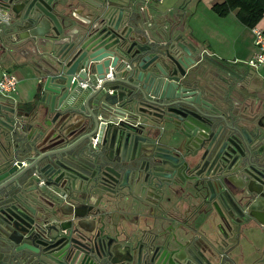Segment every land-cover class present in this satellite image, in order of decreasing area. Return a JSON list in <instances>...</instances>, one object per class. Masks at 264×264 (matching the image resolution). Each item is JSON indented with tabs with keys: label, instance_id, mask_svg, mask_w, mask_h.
Returning a JSON list of instances; mask_svg holds the SVG:
<instances>
[{
	"label": "water",
	"instance_id": "obj_1",
	"mask_svg": "<svg viewBox=\"0 0 264 264\" xmlns=\"http://www.w3.org/2000/svg\"><path fill=\"white\" fill-rule=\"evenodd\" d=\"M86 1L95 11L66 32L55 11L65 0H0V43L11 33L53 43L32 120L0 100V264H190L177 255L183 239L155 223L168 221L166 192L189 174L206 198L236 171L245 208L264 209V136L234 103V72L219 64L218 75L133 11ZM163 124L170 143L159 146Z\"/></svg>",
	"mask_w": 264,
	"mask_h": 264
},
{
	"label": "crops",
	"instance_id": "obj_2",
	"mask_svg": "<svg viewBox=\"0 0 264 264\" xmlns=\"http://www.w3.org/2000/svg\"><path fill=\"white\" fill-rule=\"evenodd\" d=\"M97 1L111 6L115 12L120 8L125 14L133 11L144 26L171 31L173 36L192 44L197 53H202V57L209 59L210 68L218 70V75L224 78L228 75L227 71L217 68L219 64L234 72L239 77V92L234 93V103L241 113L254 119V122L260 118L258 128L264 133V64L257 68L247 64L256 52L252 28L240 23L235 11L223 17L213 11L212 6L223 0H151L147 4H143L141 0ZM93 9L92 4L86 0H65L63 4L55 6L66 32L70 23H73L70 31L79 29L81 21L86 17L90 18L89 15L95 11ZM72 11L74 16H71ZM257 26L264 29V16ZM24 36V33H11L0 43V78L3 72H9L17 81L16 91L11 95L0 92V100L26 113L27 121H31L34 116L31 106L40 98L39 68L47 66V57L53 53V43L44 38ZM38 113L43 115L40 108ZM76 117L81 119L79 115ZM43 118L39 117V120ZM170 133V126L163 124L161 130L156 132V144L160 146L170 143ZM170 202L165 195L162 199V212L175 211V206ZM160 209L155 213L158 214ZM155 223L164 228L167 220L160 219Z\"/></svg>",
	"mask_w": 264,
	"mask_h": 264
},
{
	"label": "flooded vegetation",
	"instance_id": "obj_3",
	"mask_svg": "<svg viewBox=\"0 0 264 264\" xmlns=\"http://www.w3.org/2000/svg\"><path fill=\"white\" fill-rule=\"evenodd\" d=\"M260 120L254 122L249 118L245 124L249 132L264 136L258 128ZM261 144L257 148H262ZM188 175L177 177L174 189L166 192L175 211L165 210L168 219L165 227L183 239L177 255L189 258L190 264H264V209L260 201L259 206L249 203L245 208L246 197L241 192L246 187L243 175L233 171L213 181L216 185L206 198L195 197V182L186 179ZM252 189H259L254 179ZM223 191L224 199L220 197Z\"/></svg>",
	"mask_w": 264,
	"mask_h": 264
},
{
	"label": "trees",
	"instance_id": "obj_4",
	"mask_svg": "<svg viewBox=\"0 0 264 264\" xmlns=\"http://www.w3.org/2000/svg\"><path fill=\"white\" fill-rule=\"evenodd\" d=\"M218 16L235 11L237 19L244 26L253 28L264 16V0H223L212 6Z\"/></svg>",
	"mask_w": 264,
	"mask_h": 264
},
{
	"label": "built area",
	"instance_id": "obj_5",
	"mask_svg": "<svg viewBox=\"0 0 264 264\" xmlns=\"http://www.w3.org/2000/svg\"><path fill=\"white\" fill-rule=\"evenodd\" d=\"M151 0H141L143 4H147ZM162 1V0H155ZM254 35V45L256 46V52L253 56L247 61V64L251 67L257 68L260 65L264 64V29L259 26H254L252 28ZM17 81L9 72H3L0 78V92L8 95L16 91ZM96 139H93L92 144H94Z\"/></svg>",
	"mask_w": 264,
	"mask_h": 264
},
{
	"label": "rangeland",
	"instance_id": "obj_6",
	"mask_svg": "<svg viewBox=\"0 0 264 264\" xmlns=\"http://www.w3.org/2000/svg\"><path fill=\"white\" fill-rule=\"evenodd\" d=\"M8 95H11V94H8Z\"/></svg>",
	"mask_w": 264,
	"mask_h": 264
}]
</instances>
